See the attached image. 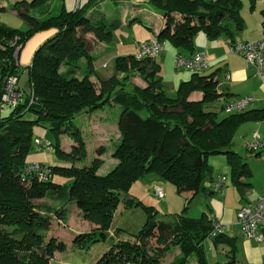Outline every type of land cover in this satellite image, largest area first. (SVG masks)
Returning <instances> with one entry per match:
<instances>
[{
  "label": "trees",
  "instance_id": "trees-1",
  "mask_svg": "<svg viewBox=\"0 0 264 264\" xmlns=\"http://www.w3.org/2000/svg\"><path fill=\"white\" fill-rule=\"evenodd\" d=\"M104 1L88 0L74 10H66L64 0H17L13 10L26 24V30L11 31L0 26V89L3 79L19 77L14 49L7 42L18 36L23 46L33 33L49 27L57 29L28 66L33 102L30 104L29 94L22 103L8 108V115L0 112V264H49L55 252L65 250V243L53 234L55 221H64L73 207L96 226L73 238L78 248L87 251L109 239L120 204L125 208L140 207L145 214L144 224L132 239H111L110 248L94 264H164V255L172 247L179 249V255L169 264H186L192 255L197 264H207L203 242L212 230L213 219L204 213L198 218L177 213L172 221L158 219L153 207L126 199L131 186L148 174H157L178 194L217 195L203 184L212 179L209 156L220 154L226 156L233 184L241 194L248 185L242 178L252 176L248 164L230 145L239 125L263 120L264 109L219 119L207 106L221 98L214 75L191 73L188 81L178 85L175 96L169 97L154 59L137 61L128 55L115 58L114 76L98 82L91 80L95 59L91 49L95 42H110L112 33L122 26L120 13L126 9L125 4H131L128 0H108L114 10L107 16L101 6ZM150 3L163 21L156 38L181 55L195 53L193 40L200 31L208 40L226 35L231 44L242 29L241 0ZM262 26L264 34V17ZM82 61L86 65L80 76ZM133 78H140L145 86L129 84ZM193 92H200L201 100H189ZM106 103L119 108L120 136L110 145L116 165L99 175L102 160L95 157L86 161L81 126L75 119L80 112L90 114ZM25 113L34 114L36 119L26 120ZM42 119L48 120L54 138L53 143L43 140L48 145L43 144L42 149L52 148L59 162L44 164L51 168L48 181L33 178L22 182V169L31 164L26 157L32 150V125ZM61 135L73 141L68 152L61 149ZM105 148L97 146V156ZM54 176L57 182L51 180ZM213 242L228 248L225 260L217 264H241L234 238L219 233Z\"/></svg>",
  "mask_w": 264,
  "mask_h": 264
},
{
  "label": "crops",
  "instance_id": "crops-1",
  "mask_svg": "<svg viewBox=\"0 0 264 264\" xmlns=\"http://www.w3.org/2000/svg\"><path fill=\"white\" fill-rule=\"evenodd\" d=\"M133 5L140 7L138 9H140V11L143 10L142 13L140 12L131 15L130 13H128L127 8L124 9L120 13V21L122 23V26L119 29L115 30L112 35L116 31H123L122 29L125 26L129 27V24L131 25L135 22L143 24L144 22H146L145 19L148 18L147 15H153L154 18L149 22L150 26H146L144 24L148 28L149 32L143 33V31H141V36L133 34L132 38L129 40L130 43H120L119 47H115V45H112L111 42H95V46L91 49L90 52L93 56H96L97 54L112 53L113 49H115V57L128 55L134 56L137 51V44L139 42L156 37L163 24L161 14L157 10H154L155 12H149L145 8H142L140 5ZM101 6L103 9L104 6H107L105 1ZM263 9L264 0H241L240 15L243 19V25L242 29L234 35V40L255 41L262 38V22L264 17V15L262 14ZM112 10H114V7ZM87 37L93 39L91 35H88ZM229 42L230 40L226 35H221L215 40H208L206 35L202 31L198 32L195 35L193 40V52L203 53L209 64V67L200 74L214 75V79L217 82L216 90L217 93L221 95L220 99H222L223 102L224 100H228L237 96L251 95L254 97L255 102L250 108L247 109V111L264 109V76L259 77V75H257V73L255 72L254 68L249 67L246 61L241 56L231 53L229 51ZM123 48H129L128 53L131 54L124 53ZM174 53L176 52L169 48L165 53L158 55L154 59V63L158 66L159 71H163L164 65L166 64L171 66L174 70L170 74H166V76L162 77L163 88L167 92L169 97H174L178 85L182 82L188 81L191 77L190 72L184 70H177L174 68ZM85 65V61H82L81 69L79 71L80 76L85 71ZM105 66V63L102 64V67ZM226 73H228L229 78H226ZM91 80L93 82H98V78L95 77V73L91 76ZM137 86L144 87L145 85ZM201 97L202 95L200 92H193L189 95L188 99L191 101H199L201 100ZM108 105L112 106L111 109L112 111L116 112V115L110 116V114H104V109ZM211 105L212 103L207 106L212 107ZM221 105L220 109L222 110ZM208 110H210V108H208ZM118 113L119 108L117 106L112 105L111 103H106L104 106L90 114L84 113L86 117H89V125L81 126V138L85 145L86 154L87 138L91 136L90 143L94 147V156L91 157H98L102 160V162L103 159L101 157H103L104 155H108L113 158L111 155L110 145L113 142L118 141L120 136L117 127ZM93 114H95V117L91 118ZM254 133H257V135L259 136V139L263 143V147L257 152H249L246 148V144L252 141ZM49 136L51 135H47L46 138L48 140H45L53 143L54 139L53 141H51ZM59 140L60 142H62V144H65L64 141L68 140V150H66L63 145H61V149L65 152H68L71 146L73 145L72 139L67 135H61L59 137ZM102 145L106 147L105 151L100 156H97L95 149L97 148V146ZM230 149L237 153L240 158L248 164L252 174L249 179L242 178V181L248 183L243 194H241L233 184L231 170L230 166L227 163L226 156L220 154L216 155L220 156L217 157L218 159H208V164L212 168L211 178L219 174L225 176L226 185L224 196H191L190 194H178L175 187L169 182L165 181L159 175L149 174L140 179L142 185L140 187V190H137L138 194L136 196L131 194L126 199H134V201H139L145 206H150L154 208V204L152 202L154 199L152 200L151 196L154 197L153 195L155 188H160L161 190L162 188H164L167 193L166 195H168V197L170 195V202L166 201L165 203L166 206H171L169 210L172 209L175 214L183 213L184 215L190 218H197L196 216H194L196 214H194L193 211L195 210L198 212L199 210H201V215L204 213L209 219H217L221 224H223L224 228L222 233H224V235L227 237L235 239V243L237 246L236 256L241 264H264V240L262 242H257L254 240L245 239L236 219L237 210L242 205H253L256 202L257 197L264 191V119L258 121L249 120L240 124L233 137ZM37 150L39 149L37 148ZM51 151L53 152V160L55 161V163L59 162L58 157L55 155L54 150L52 148ZM26 162H38L47 164L38 160ZM112 162L113 165L109 168V170L113 168L117 163L114 158L112 159ZM203 185L206 190H211L210 180L205 181ZM186 199H191L189 204L184 201ZM167 203L169 204L167 205ZM192 203L194 204V210H189V205ZM187 205L188 207L187 209H185V206ZM126 209L127 208H125L123 204H120L117 207L114 213L111 229L108 232L110 238L112 237L114 239H118L119 237H123L124 239H127L124 237L125 230H122L119 226H117L119 224L118 222H116L117 215L122 214L126 211ZM74 210H77L79 220H74L72 215V212H74ZM141 212V214L143 215H139L138 217L140 219L138 221L139 223H136V227L138 228L135 230V234L142 227L145 221V214L143 211ZM161 219L172 221L173 216ZM56 223L62 224L63 226H65L66 229V231H63L62 229H58L57 231H55V229L53 230V234L56 235V238L63 241L66 245V249L64 251V253H66L64 254L65 257L68 256V252L70 254L71 252L75 251H84L78 248L73 243V238L75 235L87 233L96 228L95 225L91 224L83 218L80 210H78L76 207H73L71 209L64 221H55V224ZM57 226L59 228V225ZM115 230H118V232L114 233ZM110 243L111 239H108V241L106 240L105 242L97 243L100 244V254L96 258H94L93 262H84L81 259V264H94L100 258V256L110 248ZM95 245L96 244H94V246ZM203 248L207 264H217L219 261H224L225 254L228 250L224 243L215 244L213 242V239L204 240ZM89 249L85 252L88 253ZM178 255L179 249L177 247H172L169 252L164 255L163 263H171ZM55 256L56 253H54L53 258L49 261V264H53L56 261V259H54ZM60 260H58V263H60ZM186 264H197L196 257L194 255L190 256Z\"/></svg>",
  "mask_w": 264,
  "mask_h": 264
},
{
  "label": "rangeland",
  "instance_id": "rangeland-1",
  "mask_svg": "<svg viewBox=\"0 0 264 264\" xmlns=\"http://www.w3.org/2000/svg\"><path fill=\"white\" fill-rule=\"evenodd\" d=\"M15 1L17 0H0V26H5L7 29L11 30V31H25L27 26L26 24L23 22V20L17 15V12L15 10H13V5L15 3ZM88 0H64V6L66 8V10H74L76 8L77 5L79 4H83L85 2H87ZM128 2H130L131 4H137L140 5L142 8H145L147 11L149 12H155V8L154 6L150 3V0H128ZM107 6H104V10L105 13L107 15H111L113 12V5L110 1L106 0L105 1ZM131 4H125L128 13H130L131 15H134L136 13H142L143 10L140 11V7L137 6H133ZM147 19H145V21L143 24L140 23H133V24H129L127 26H125L122 30L123 31H116L112 37H111V44L115 45V47H119V44L126 42V43H130L129 40L132 38L133 34H136L137 36H141V31H143V33L149 32L148 28L146 27L147 25H149L150 21L154 18L153 15H147ZM143 20V18H142ZM146 26H145V25ZM150 26V25H149ZM55 28L49 27L46 29H43L41 31L35 32L32 35L28 36L19 52V56H18V66H19V77H18V87L19 89L24 93V96L26 97L27 95H29L31 93V85L29 82V71H28V66H30L33 62V58L37 52V50L42 47L48 40H50L56 33ZM128 49L129 48H123L124 53L126 54H131L128 53ZM169 49V47L166 45V50ZM114 50L112 53H108V54H97L95 56L94 62H93V68H94V73H95V77H97L98 79L101 80H107L109 78H111L112 76H114L116 74V67H115V54H114ZM125 54V55H126ZM117 56V55H116ZM106 64L105 67H102V64ZM172 71H174L172 69L171 66L169 65H164V69L163 71H159V75L162 79L163 76H166V74H170ZM129 84H137V85H145L144 81L141 80L140 78H133L130 79ZM223 100H217L214 103H212V107H208L210 108V110H212L213 112L217 113V117L219 119L226 117L227 114L223 112V110L220 109V105L222 104ZM112 106L108 105L105 107L104 109V114H110V116L116 115L115 111H112ZM10 112V109L5 108V111L3 112L4 115H8ZM84 115V116H83ZM95 114H93L91 116V118H94ZM98 117V116H96ZM24 118L26 120H35L36 116L34 114L31 113H25L24 114ZM76 122L80 125V126H88L89 125V117H86L84 112H80L79 114L76 115ZM48 120H40V122L38 124H33L32 125V135H31V142H32V150L28 153L27 157H26V161H34V160H38L41 162H45V163H49L51 165L56 164L55 161L53 160V152L51 151V148L49 147H45L44 149L41 150H37V148L34 146L33 141L35 139H41V140H45L47 139L46 136L47 135H51L50 140L53 141V135L51 134V132L49 131L48 128ZM91 136H89V138H87V143H86V150H87V154H86V161L88 160H93L94 156V147L93 145L90 143ZM48 140V139H47ZM46 140V141H47ZM60 142V141H59ZM65 144H62V142H60V146L63 145V147L68 150L69 149V145H68V140L64 141ZM217 157L220 156H209V159H216ZM92 158V159H89ZM103 159V162L101 163V165L98 168V174L99 175H104L108 172L109 168L113 165L112 159L110 156L108 155H104L103 157H101ZM218 159V158H217ZM80 163H76V166H80ZM149 175V174H148ZM53 182H57L58 181V177L54 176L51 179ZM141 181L138 180V182H135L132 186H131V190L129 191V195H134L136 196L137 190H140L141 187ZM169 185V184H168ZM172 187V186H170ZM157 189V188H155ZM163 192H164V198L159 199L155 194L153 195L154 197L151 196V199L153 200V206H154V210L157 211V218L161 219V218H165V217H170V216H174L175 212L171 210H169V208L171 206H169L167 203L166 206V201L170 202V195L168 197V195H166V191L164 188H162ZM199 199V198H198ZM185 202L188 201V199L184 200ZM183 201V202H184ZM194 203V202H193ZM190 204L189 210H194V204ZM175 205V204H174ZM142 210L140 208H136V207H131V208H127L125 212H123L122 214H118L117 218H116V222H118L119 226L122 230L124 229L125 231V235L124 237L127 239H132V236L135 234L134 232H136L135 230L138 228L136 227V223H139V215H143L141 214ZM194 216H196L197 218L201 216V210L197 211H193ZM73 218L74 220H79V216L77 215V210H74V212H72ZM142 224V223H141ZM55 225H59L54 227L55 231H57L58 229H62L63 231H66L65 226H63L62 224H55ZM90 232V231H89ZM65 238V237H63ZM109 239H113L112 237L110 238V236L108 237ZM124 239L123 237H119L118 239H115L113 241H123V240H127ZM66 240V239H65ZM108 241V239H107ZM65 249H66V245H65ZM65 251V250H64ZM63 252H55L56 256L54 257V259H56V261L53 264H81V259L84 262H93L94 258H96L100 252H101V248H100V244H96L95 246L93 245L90 249L89 252L86 253L85 251L83 252H71L69 254L68 252V256L65 257ZM64 257V258H63ZM61 259V260H60ZM58 260H60V263H58Z\"/></svg>",
  "mask_w": 264,
  "mask_h": 264
},
{
  "label": "built area",
  "instance_id": "built-area-1",
  "mask_svg": "<svg viewBox=\"0 0 264 264\" xmlns=\"http://www.w3.org/2000/svg\"><path fill=\"white\" fill-rule=\"evenodd\" d=\"M19 37L15 36L7 42L8 47L13 48V58L15 64L18 66V56L22 48ZM166 45L164 42L158 40L156 37L137 44V51L134 58L137 61L144 59H155L160 54L165 53ZM229 51L233 54L241 56L249 67L254 68L259 77L264 76V34L262 38L255 41H241L237 40L229 44ZM174 68L177 70H184L190 73H200L209 67L206 57L201 52H195L189 56L181 55L179 53L173 54ZM229 78L228 73L225 74ZM18 77L12 76L3 79L0 89V112H4L5 108H11L23 102L24 93L18 87ZM33 102L32 93H30V104ZM255 102L251 95L237 96L228 99L224 102L223 112L228 114L242 113L250 108ZM36 147L41 150L43 140H35ZM48 145V144H46ZM263 147V143L259 139L257 133L253 134L251 142L246 144L249 152H257ZM51 176V168L48 165L40 163H31L24 166L21 172L22 182H27L33 178L38 181H48ZM226 178L223 175H216L211 179V190L219 196H224ZM154 194L162 199L164 192L157 188ZM237 223L240 230L247 240H254L262 242L264 240V191L257 197L253 205H242L236 213ZM212 230L207 239H213L223 231V224L217 219L211 222Z\"/></svg>",
  "mask_w": 264,
  "mask_h": 264
},
{
  "label": "water",
  "instance_id": "water-1",
  "mask_svg": "<svg viewBox=\"0 0 264 264\" xmlns=\"http://www.w3.org/2000/svg\"><path fill=\"white\" fill-rule=\"evenodd\" d=\"M52 116H55V115H52Z\"/></svg>",
  "mask_w": 264,
  "mask_h": 264
}]
</instances>
